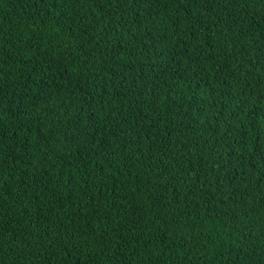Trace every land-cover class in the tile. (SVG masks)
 Returning <instances> with one entry per match:
<instances>
[{
	"label": "trees",
	"instance_id": "16d2710c",
	"mask_svg": "<svg viewBox=\"0 0 264 264\" xmlns=\"http://www.w3.org/2000/svg\"><path fill=\"white\" fill-rule=\"evenodd\" d=\"M0 264H264V0H0Z\"/></svg>",
	"mask_w": 264,
	"mask_h": 264
}]
</instances>
